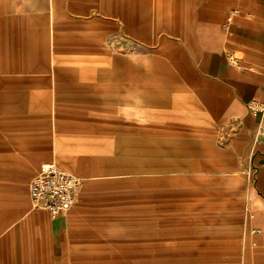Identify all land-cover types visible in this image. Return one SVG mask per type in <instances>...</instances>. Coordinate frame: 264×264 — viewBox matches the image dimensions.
I'll list each match as a JSON object with an SVG mask.
<instances>
[{
	"label": "rangeland",
	"instance_id": "obj_1",
	"mask_svg": "<svg viewBox=\"0 0 264 264\" xmlns=\"http://www.w3.org/2000/svg\"><path fill=\"white\" fill-rule=\"evenodd\" d=\"M243 1L0 0V264H246V114L210 71ZM52 161L82 179L55 231Z\"/></svg>",
	"mask_w": 264,
	"mask_h": 264
},
{
	"label": "crops",
	"instance_id": "obj_2",
	"mask_svg": "<svg viewBox=\"0 0 264 264\" xmlns=\"http://www.w3.org/2000/svg\"><path fill=\"white\" fill-rule=\"evenodd\" d=\"M244 1L245 5L238 3L239 7H232L227 12L228 17L234 10H240L242 13L235 15L226 26V31L230 33L227 45L230 52L219 51L218 54L211 55L210 71L213 77H217L232 91L236 105L246 114L244 137L246 147L250 152L248 163L252 173L253 188L250 201L249 233L244 236L243 261L246 264H264V134L259 132L263 118L260 114L251 113L248 107L253 101L264 103V5L263 10L259 11L257 4L259 0H250L249 3ZM218 4L221 8L222 3ZM248 11H250V14H247L249 18L244 17ZM236 53L241 54V58H234ZM232 60H235L234 64ZM181 73L187 79L186 67L181 70ZM204 101L206 102L207 99ZM63 158H65L64 154L61 156L62 165ZM69 168L77 172L73 165ZM37 211L43 212L51 219L50 228L53 227L55 231L66 226L72 210L69 214L58 218L50 217L45 211ZM40 218L32 216L29 220L33 222Z\"/></svg>",
	"mask_w": 264,
	"mask_h": 264
},
{
	"label": "built area",
	"instance_id": "obj_3",
	"mask_svg": "<svg viewBox=\"0 0 264 264\" xmlns=\"http://www.w3.org/2000/svg\"><path fill=\"white\" fill-rule=\"evenodd\" d=\"M236 14L237 11H232L228 22ZM248 107L254 115H262L263 122L259 132L264 134V103L253 101ZM81 185L82 179L79 176L60 169L55 162L43 164L29 184L33 208L47 212L52 218L65 216L75 206Z\"/></svg>",
	"mask_w": 264,
	"mask_h": 264
}]
</instances>
